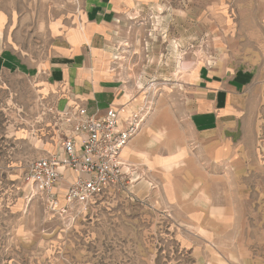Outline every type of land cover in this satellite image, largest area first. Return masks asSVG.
I'll return each mask as SVG.
<instances>
[{"label":"rangeland","instance_id":"obj_1","mask_svg":"<svg viewBox=\"0 0 264 264\" xmlns=\"http://www.w3.org/2000/svg\"><path fill=\"white\" fill-rule=\"evenodd\" d=\"M85 1L0 0L6 43L44 61L81 25ZM114 45L113 71L143 119L136 177L87 208L53 210L22 184L32 161L58 150L52 108L84 101L62 107L31 79L0 77V264H264V0H153L119 21ZM219 61L254 72L244 111L257 115L261 147L216 164L188 123L192 78Z\"/></svg>","mask_w":264,"mask_h":264},{"label":"crops","instance_id":"obj_2","mask_svg":"<svg viewBox=\"0 0 264 264\" xmlns=\"http://www.w3.org/2000/svg\"><path fill=\"white\" fill-rule=\"evenodd\" d=\"M150 2L153 0H86L81 25L55 37L49 56L41 62L18 53L6 43L3 33L6 21L1 26L0 19V77L17 74L31 79L40 95L55 105L60 103L64 107L68 102L66 98L75 103L81 100L84 104L80 102V105L90 113L104 115L107 108L115 107L123 119H128L136 109L129 105L113 71L114 33L125 15ZM216 62L201 67L192 78L194 111L188 127L193 135L192 145L208 149V160L217 164L234 162L240 157L242 160L247 144L253 149L261 147L257 140V128L261 125L255 123L257 115L244 111V104L250 99L249 91L254 87L252 68L246 69L236 61ZM248 120L252 123L250 129L246 124ZM169 134L173 142L179 143L180 138L181 142L188 141L185 132L184 136L171 131ZM135 147L136 139H133L121 155L122 161L130 167L132 184L136 173L130 162ZM65 188V185L61 187L62 194Z\"/></svg>","mask_w":264,"mask_h":264},{"label":"built area","instance_id":"obj_3","mask_svg":"<svg viewBox=\"0 0 264 264\" xmlns=\"http://www.w3.org/2000/svg\"><path fill=\"white\" fill-rule=\"evenodd\" d=\"M52 112L58 150L32 161L23 172L22 184L31 196L41 197L53 210L60 198L66 208H87L114 187L129 186L130 167L121 155L143 123L139 115L123 120L115 108L98 115L80 105Z\"/></svg>","mask_w":264,"mask_h":264},{"label":"bare ground","instance_id":"obj_4","mask_svg":"<svg viewBox=\"0 0 264 264\" xmlns=\"http://www.w3.org/2000/svg\"><path fill=\"white\" fill-rule=\"evenodd\" d=\"M132 115H130L129 117H131Z\"/></svg>","mask_w":264,"mask_h":264}]
</instances>
